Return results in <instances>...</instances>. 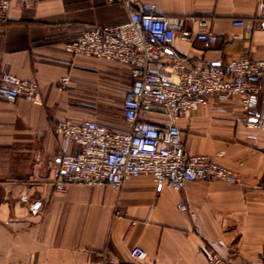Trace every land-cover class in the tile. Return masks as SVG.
<instances>
[{
	"label": "crops",
	"instance_id": "1",
	"mask_svg": "<svg viewBox=\"0 0 264 264\" xmlns=\"http://www.w3.org/2000/svg\"><path fill=\"white\" fill-rule=\"evenodd\" d=\"M158 14L184 18L214 44L178 37L173 50L188 63L217 65L246 57L264 61V0H132ZM127 20L119 3L105 0H10L0 23V75L35 80L41 104L0 99V264H207L206 252L230 264H256L264 243V127H248L239 98L208 97V105L176 122L190 155H209L231 169L238 185L186 182L179 191L149 177L109 186L54 189L59 159L78 147L53 128L62 120L123 126L121 104L130 87L126 65L80 55L64 45L93 25ZM242 21L243 25L234 22ZM68 76L67 86H57ZM247 115L263 117L264 77ZM119 101V103L117 102ZM119 104L120 118L110 108ZM161 121L158 117H153ZM133 247L146 257L129 258Z\"/></svg>",
	"mask_w": 264,
	"mask_h": 264
},
{
	"label": "built area",
	"instance_id": "2",
	"mask_svg": "<svg viewBox=\"0 0 264 264\" xmlns=\"http://www.w3.org/2000/svg\"><path fill=\"white\" fill-rule=\"evenodd\" d=\"M121 4L127 20L114 26L93 25L64 45L65 52L117 62L129 68L130 87L121 104L123 126L115 130L85 120H62L54 132L62 143L78 147L59 159L60 173L54 189L62 192L68 185L109 186L119 191L124 182L149 177L157 187L179 191L186 182H221L238 185L239 177L209 155H190L176 122L187 113L207 107L208 97L221 100L237 97L248 127H264L263 118H248L260 92L264 61L246 57L217 65L188 63L173 50L178 37L214 44L217 36L205 31L206 20L192 19L201 29L196 35L183 29L185 19L158 14L153 4L136 5L132 0H105ZM10 0H0V23L8 19ZM243 25L242 21L234 22ZM264 28V22L252 26ZM68 76L58 79L62 89ZM0 99H24L41 104V88L35 80H23L10 73L0 75ZM158 117L161 121H156ZM146 257L140 247L129 251V258ZM207 264H230L219 253L206 252ZM256 264H264V243Z\"/></svg>",
	"mask_w": 264,
	"mask_h": 264
},
{
	"label": "rangeland",
	"instance_id": "3",
	"mask_svg": "<svg viewBox=\"0 0 264 264\" xmlns=\"http://www.w3.org/2000/svg\"><path fill=\"white\" fill-rule=\"evenodd\" d=\"M117 102L119 103V101H117ZM118 103H116L113 106H111L110 111H109L111 114H113V116L116 119L120 118V114H119V104Z\"/></svg>",
	"mask_w": 264,
	"mask_h": 264
},
{
	"label": "trees",
	"instance_id": "4",
	"mask_svg": "<svg viewBox=\"0 0 264 264\" xmlns=\"http://www.w3.org/2000/svg\"><path fill=\"white\" fill-rule=\"evenodd\" d=\"M248 114H249V115H253L254 117H255V116H258V115H255V113H253L251 109H250V111H249Z\"/></svg>",
	"mask_w": 264,
	"mask_h": 264
},
{
	"label": "water",
	"instance_id": "5",
	"mask_svg": "<svg viewBox=\"0 0 264 264\" xmlns=\"http://www.w3.org/2000/svg\"><path fill=\"white\" fill-rule=\"evenodd\" d=\"M262 118H263V124H264V112H263V117Z\"/></svg>",
	"mask_w": 264,
	"mask_h": 264
}]
</instances>
